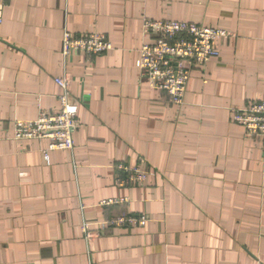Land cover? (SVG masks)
Masks as SVG:
<instances>
[{
    "label": "crops",
    "instance_id": "1",
    "mask_svg": "<svg viewBox=\"0 0 264 264\" xmlns=\"http://www.w3.org/2000/svg\"><path fill=\"white\" fill-rule=\"evenodd\" d=\"M144 18L231 34L192 69L180 108L136 70ZM64 28L113 50L65 62ZM63 74L79 127L72 153L44 160L47 143L12 140V121L57 113ZM257 100L264 0H0V264H264V150L231 121ZM142 215L143 227L101 226Z\"/></svg>",
    "mask_w": 264,
    "mask_h": 264
},
{
    "label": "built area",
    "instance_id": "2",
    "mask_svg": "<svg viewBox=\"0 0 264 264\" xmlns=\"http://www.w3.org/2000/svg\"><path fill=\"white\" fill-rule=\"evenodd\" d=\"M143 41L138 50L135 62L139 77L153 91L167 95L171 106L180 108L184 104V96L193 68H199L219 55L217 42L231 37L227 31L214 26H205L190 21H154L143 19ZM113 50L107 39L99 34L75 35L66 28L62 30L61 55L66 62L71 55L100 56ZM55 85L61 93L57 97L59 111L57 113H39L37 119L12 121V140L16 142L45 141L47 149L43 158L47 160L49 151H66L72 153L74 148L73 134L79 127L77 105L69 100L70 80L66 74L54 78ZM231 121L241 126L245 135L258 142L264 150V100L252 101L242 109L231 112ZM126 172L133 181H144L148 173L139 168L126 169L122 165L116 167ZM125 180L117 179L124 184ZM120 201H104L106 206ZM80 210L83 206L80 204ZM145 216H120L101 224L103 227L135 228L147 223ZM80 232L87 243L92 233L86 222L80 225Z\"/></svg>",
    "mask_w": 264,
    "mask_h": 264
}]
</instances>
